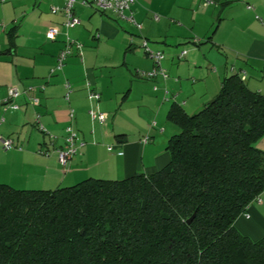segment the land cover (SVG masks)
<instances>
[{
	"label": "crops",
	"instance_id": "crops-1",
	"mask_svg": "<svg viewBox=\"0 0 264 264\" xmlns=\"http://www.w3.org/2000/svg\"><path fill=\"white\" fill-rule=\"evenodd\" d=\"M84 1L76 0L73 11L80 22L68 32L62 28L64 0H32V6L30 0L0 1V98L9 86L21 91L16 109L0 104V138L13 141L10 149L0 143V183L56 189L90 177L153 173L169 162L167 141L179 131L167 119L172 103L195 113L234 72L245 74L248 87L264 94V0H135L131 9L141 28ZM51 28L57 30L54 39ZM67 38L83 44L82 55L73 50L63 68L50 75ZM143 40L163 52L166 77L140 75L154 68ZM66 82L71 85L67 101ZM91 90L99 99H89ZM90 108L105 113V123L93 121ZM69 124L84 145L62 166L56 149ZM256 146L264 151V134ZM260 199L249 205V216L243 213L234 221L253 240L264 236V192Z\"/></svg>",
	"mask_w": 264,
	"mask_h": 264
},
{
	"label": "trees",
	"instance_id": "trees-1",
	"mask_svg": "<svg viewBox=\"0 0 264 264\" xmlns=\"http://www.w3.org/2000/svg\"><path fill=\"white\" fill-rule=\"evenodd\" d=\"M244 79L224 76L195 113L170 105L179 131L153 173L56 189L0 183V264H264V236L234 226L264 192V94Z\"/></svg>",
	"mask_w": 264,
	"mask_h": 264
},
{
	"label": "built area",
	"instance_id": "built-area-1",
	"mask_svg": "<svg viewBox=\"0 0 264 264\" xmlns=\"http://www.w3.org/2000/svg\"><path fill=\"white\" fill-rule=\"evenodd\" d=\"M1 2H5L7 0H0ZM76 0H64L63 12L65 15V20L63 25L66 28L74 27L75 25L79 24L80 19L74 15V4ZM85 3L88 5L94 6L99 11H110L118 18H125L130 21L134 26L137 28H141V23H139L133 15L131 6L135 2V0H85ZM250 7V6H249ZM58 7H52L51 11L56 12ZM49 37L54 39L57 35V30L51 28L49 30ZM198 39H194V42H197ZM82 44L78 41L71 40L69 38L66 39L64 47L60 50L57 55V62L55 69H61L67 57L76 50L78 55H82ZM142 47L144 48L145 54L148 55L154 61V68L148 72H140V75L144 78H152L157 74L166 77V72L160 65L161 60L163 59L164 55L160 51L152 50L146 40H143ZM185 54V50L180 53V57ZM53 71V70H52ZM241 78H245V74H241ZM66 92L64 95V99L67 101L69 99L71 85L66 82L65 83ZM28 89H32L29 87ZM40 89H44V84L40 86ZM21 91L16 86H9L7 90V96L4 98H0V104L9 107L11 109H16L18 106L14 102V99L20 95ZM90 100H97L99 99L100 95L96 91H90L88 95ZM32 103H37V99H32ZM89 115L93 121H98L99 123L103 124L106 121V114L103 112H99L92 108L89 109ZM69 117L72 119L74 117V110H69ZM2 120V119H1ZM39 128L44 132L45 128L40 124ZM0 143L4 149H10L13 147V141L10 138H0ZM84 145V141L79 138L78 132L74 129V127L69 124L65 127V138L64 143L61 147L56 149L58 161L62 166H66L69 161L73 158L75 154L78 153L79 148ZM41 153H47L46 150H39ZM253 202H261L260 196L256 197ZM246 216H249L248 213H244Z\"/></svg>",
	"mask_w": 264,
	"mask_h": 264
},
{
	"label": "rangeland",
	"instance_id": "rangeland-1",
	"mask_svg": "<svg viewBox=\"0 0 264 264\" xmlns=\"http://www.w3.org/2000/svg\"><path fill=\"white\" fill-rule=\"evenodd\" d=\"M31 1H32V0H30V2H31ZM39 1H40V0H37V2H39ZM32 4H33V2H31V3L29 4V6H32ZM76 6H77V4H76ZM76 6H75V7H76ZM35 7H38V3L36 4ZM45 8H46L45 5H44V6L42 5L41 9H42L44 12H46ZM48 9H49V7H48ZM29 19H35V18L30 17ZM32 21H33V20H32ZM34 22H35V25H36L34 29L38 31V29H37L36 27H40V25H39V22H40V21H38V20L36 19ZM62 28H63L64 32H66V31L68 32V31L71 29V28L66 29V27H65L64 25H63ZM142 42H143V41H142ZM142 42H141V47H142ZM80 43H81V42H80ZM81 44H82V43H81ZM82 46H83V44H82ZM63 47H64V45H63ZM63 47H62V48H63ZM142 48H143V47H142ZM151 49H152V48H151ZM142 50H143V52L145 53L144 48H143ZM152 50H154V51H159V50H155V49H152ZM182 51H183V50H182ZM182 51H181V52H182ZM160 52H162V51H160ZM181 52H180V53H181ZM162 53H163V52H162ZM163 55H164V54H163ZM147 56H148V55H147ZM148 57H149V56H148ZM149 58H150V57H149ZM65 63H66V61H65ZM165 72H166V71H165ZM211 99H212V98H210L208 101H210ZM178 129H179V128H178Z\"/></svg>",
	"mask_w": 264,
	"mask_h": 264
},
{
	"label": "water",
	"instance_id": "water-1",
	"mask_svg": "<svg viewBox=\"0 0 264 264\" xmlns=\"http://www.w3.org/2000/svg\"><path fill=\"white\" fill-rule=\"evenodd\" d=\"M213 101V98L210 100V101H208V102H212ZM193 216H194V214L187 220V222L188 223H190L191 222V220H192V218H193Z\"/></svg>",
	"mask_w": 264,
	"mask_h": 264
}]
</instances>
